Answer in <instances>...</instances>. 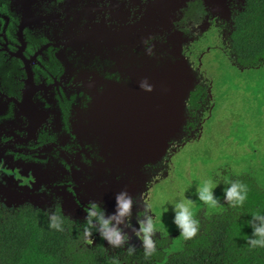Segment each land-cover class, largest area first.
<instances>
[{"label":"flooded vegetation","instance_id":"flooded-vegetation-1","mask_svg":"<svg viewBox=\"0 0 264 264\" xmlns=\"http://www.w3.org/2000/svg\"><path fill=\"white\" fill-rule=\"evenodd\" d=\"M223 1L187 0L175 9L173 0H0V238L12 239L19 219L41 224L56 214L73 226L91 227L86 239L108 253L140 247L129 226L145 220L151 177L170 165L174 142L159 160L135 169L129 187L108 195L105 188L120 168L100 143L91 114L104 111L111 129L106 114L142 90V82L148 86L146 75L161 62L154 58L174 59L192 79L203 77L192 81L180 127L181 144L197 137L212 96L201 68L210 48L189 60L184 52L215 30L221 43L214 46L229 47L238 65L230 51L233 18L245 0H232L228 12V0L212 4ZM121 192L133 198L131 214L110 219ZM92 203L109 229L123 228L127 239L120 245L103 239L98 216L87 224Z\"/></svg>","mask_w":264,"mask_h":264},{"label":"rangeland","instance_id":"rangeland-1","mask_svg":"<svg viewBox=\"0 0 264 264\" xmlns=\"http://www.w3.org/2000/svg\"><path fill=\"white\" fill-rule=\"evenodd\" d=\"M186 1L173 0L170 6L180 8ZM212 4L226 5V0ZM231 6L232 0H228L227 12ZM219 40L221 36L217 31L206 32L184 52L189 60L199 51L210 48L203 56L201 68L211 80L212 96L209 110L204 112L201 132L181 144L184 133L180 128L171 139L174 147L168 150V153L173 151L169 154L170 165L151 177L146 205H152L150 213L157 223V235L161 229L170 235L174 230L179 233L173 223V208L182 198L193 202L196 219L201 210H215L197 197L199 186L209 179L217 184L213 189V197L217 200L223 197L226 181L233 174L249 172L264 188V65L237 66L229 56V47L214 46L221 43ZM199 78L203 79L198 73L191 81ZM127 183L130 185L129 181ZM133 229L130 225L129 230ZM119 230L123 228L119 226ZM179 243L178 237L170 246L178 247ZM139 246L143 247L142 243Z\"/></svg>","mask_w":264,"mask_h":264},{"label":"trees","instance_id":"trees-1","mask_svg":"<svg viewBox=\"0 0 264 264\" xmlns=\"http://www.w3.org/2000/svg\"><path fill=\"white\" fill-rule=\"evenodd\" d=\"M231 54L243 67L264 65V0H245L234 18ZM200 94V93H199ZM199 94L193 97L198 99ZM247 185V199L232 207L224 194L214 211L201 210L197 220L200 229L195 237L184 240L174 230H158L153 236L156 252L145 257L144 247H133L131 255L122 248L108 253L101 244H90L84 227L64 221L63 232L41 224L19 219L14 224L12 239L0 238V262L6 264H264V248L251 247L252 213L264 215V188L249 173L233 174L229 181ZM229 183L227 188L229 187ZM226 188V189H227ZM91 229V227H89ZM97 230V229H96ZM4 234V232H3ZM180 238L178 247L171 241ZM91 241V240H90ZM89 244V245H87Z\"/></svg>","mask_w":264,"mask_h":264},{"label":"water","instance_id":"water-1","mask_svg":"<svg viewBox=\"0 0 264 264\" xmlns=\"http://www.w3.org/2000/svg\"><path fill=\"white\" fill-rule=\"evenodd\" d=\"M154 59L161 62L156 64V72L146 75L152 90H139L132 97L126 95L125 100H120L117 109L106 114L111 129L105 127L104 111L91 114L98 127L100 143L112 153L114 167L120 168L114 173L116 180L112 186L105 188L108 195L118 187L126 188L127 181L139 166L161 158L168 148V141L178 133L184 120L185 101L192 84L190 70L174 59L160 56ZM164 68L166 72L158 73Z\"/></svg>","mask_w":264,"mask_h":264},{"label":"clouds","instance_id":"clouds-1","mask_svg":"<svg viewBox=\"0 0 264 264\" xmlns=\"http://www.w3.org/2000/svg\"><path fill=\"white\" fill-rule=\"evenodd\" d=\"M151 54V53H150ZM237 66L239 63L237 62ZM142 90L151 91L150 85L145 87V82L140 84ZM229 183V187L224 190V198L230 203L232 207H240L244 204L247 199V185L241 183L240 181H226ZM217 187V184L213 183L210 179L202 183L197 191V197L200 201L206 204L209 208L215 209L218 200L213 197V189ZM133 198H125L124 192L116 195L115 197V210L116 214L111 218H118L124 216H130ZM146 211L144 213L145 220H138L139 227L133 229L135 235L142 241V245L145 249V257H150L156 252V242L154 243L152 237L157 230V223L154 222L153 217L148 215V212L152 210V205L148 204L145 206ZM174 216L173 223L179 230V235L184 240H190L195 237L200 229V222L195 218L193 202L188 198H182L179 202L174 204ZM98 216L100 219V235L103 239L107 240L108 244L112 246H118L121 244L122 239H127V237H122L120 230L116 228L109 229V220L103 219V213L97 207V204L92 203L90 210L87 215V224L91 225V218ZM253 220L259 221V224H255L252 221L253 232L252 235L255 238H250L248 243L251 247L264 248V215L259 211L252 213ZM158 220V217H157ZM49 228L56 229L57 231L63 232L64 228L61 223H64L63 219L59 215H49ZM119 222V221H118ZM85 237H90L91 232L89 227L84 228ZM91 242L90 240L88 241ZM128 254L131 255L134 248L130 246L128 249ZM126 263V262H122ZM120 263V264H122ZM118 264V262H114ZM128 264V263H126Z\"/></svg>","mask_w":264,"mask_h":264}]
</instances>
